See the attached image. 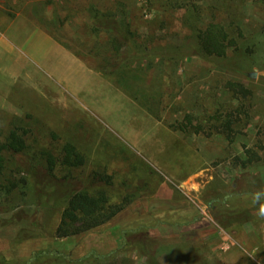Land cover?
I'll return each instance as SVG.
<instances>
[{
  "label": "rangeland",
  "instance_id": "1",
  "mask_svg": "<svg viewBox=\"0 0 264 264\" xmlns=\"http://www.w3.org/2000/svg\"><path fill=\"white\" fill-rule=\"evenodd\" d=\"M18 1L0 3L12 13ZM45 2L54 9L51 31L92 73L63 65L55 73L16 53L0 55V83L13 87L6 101L18 111L0 110V140L16 128L26 142L20 152H3L0 264H149L140 240L152 252L161 247L160 264H264V0ZM90 5L117 10L147 53L125 67V85L97 68L111 44L92 32ZM211 22L236 39L223 56H205L194 37ZM131 51L122 46V56ZM10 56L26 65L14 79ZM228 119L232 140L214 126ZM67 142L84 155L82 165L60 163ZM47 152L56 158L52 171ZM250 152L257 157L244 163ZM78 190H103L122 208L101 225L58 237ZM222 204L240 219L253 216L225 228L213 217Z\"/></svg>",
  "mask_w": 264,
  "mask_h": 264
},
{
  "label": "trees",
  "instance_id": "2",
  "mask_svg": "<svg viewBox=\"0 0 264 264\" xmlns=\"http://www.w3.org/2000/svg\"><path fill=\"white\" fill-rule=\"evenodd\" d=\"M92 16V32L99 33L104 32L107 34V39L109 41L110 53L106 56L101 57V61L104 63H99L97 66L98 70L109 71L114 73L120 78V81H126V74L128 71V65L134 60H142L147 57V53L139 52L136 49L135 34L130 28V24L124 17H117L115 14L117 10L107 9L100 10L97 7H89ZM134 35V38L132 36ZM196 42L198 44L199 50L205 56L216 55L223 56L226 54L228 48L236 45L235 37L231 36L224 25L211 22L204 29L196 30L194 34ZM122 46H131L132 51L122 56ZM138 48V47H137ZM77 52V51H76ZM80 54L79 52H77ZM81 55V54H80ZM116 58L114 62L112 59ZM141 74H136V78H141ZM129 78V76H128ZM216 119V118H215ZM217 121V119L215 120ZM232 120L228 119L219 124L214 125L229 139L232 140ZM195 131H200L202 129L201 125H198ZM26 147V142L22 132L18 129L13 128L9 131L5 141L0 140V175L4 167V151L20 152ZM249 152V151H248ZM49 170H53L56 164V158L51 153H46ZM254 152H250L248 158L244 159L243 162H251L254 159ZM85 162V157L82 153L78 151L76 146L67 142L63 146V155L60 158V163L67 167H76L82 165ZM106 182H110V175L104 174L102 176ZM260 202V201H259ZM260 204H264V199ZM122 206L120 204H113L109 202L108 196L105 191L100 190L96 194H90L87 191L78 190L73 192L67 201L61 213L60 222L56 228V236L58 237H68L76 235L80 232L94 228L102 223L106 222L108 219L113 217L121 210ZM219 209H222L219 211ZM218 210H213V217L217 220L223 227L229 228L236 221H249L251 220L253 213L247 212L245 219H240V211L234 210V208L225 207L222 204V208ZM126 241H124L125 243ZM147 243V242H146ZM141 240L138 241L140 252L148 257L149 264H160L158 261L157 252L161 251V247L155 249L152 252L150 244L148 246ZM41 254V252L34 254L32 260L36 256ZM57 254V252H56ZM57 259L64 261L73 260L65 255H56ZM88 255H84L74 261H84L87 260ZM8 262V261H6ZM30 262V261H28ZM9 264V263H6Z\"/></svg>",
  "mask_w": 264,
  "mask_h": 264
},
{
  "label": "crops",
  "instance_id": "3",
  "mask_svg": "<svg viewBox=\"0 0 264 264\" xmlns=\"http://www.w3.org/2000/svg\"><path fill=\"white\" fill-rule=\"evenodd\" d=\"M45 1L47 0H19L16 3L18 5H14L12 13L6 10V3H0V26H3L0 28V55L16 53L19 58L25 57L26 62L28 60L42 62L46 68L55 73L62 69V65L68 69L78 66L86 71L89 68L90 76L92 68L88 66L85 58L51 31L47 20L55 14L53 7ZM30 25L34 34L26 32L23 36L24 29L28 30ZM13 57L9 58L10 62L13 61L12 72L9 73L10 79L21 74L17 67L23 70L26 66ZM9 84L13 85L14 80L9 81ZM0 85V110H5L4 114L18 113L17 106L15 109L13 103L8 104L6 101L11 98L13 87L9 88L1 83Z\"/></svg>",
  "mask_w": 264,
  "mask_h": 264
},
{
  "label": "clouds",
  "instance_id": "4",
  "mask_svg": "<svg viewBox=\"0 0 264 264\" xmlns=\"http://www.w3.org/2000/svg\"><path fill=\"white\" fill-rule=\"evenodd\" d=\"M257 199H259V194H257ZM260 214L264 215V204L260 205Z\"/></svg>",
  "mask_w": 264,
  "mask_h": 264
},
{
  "label": "water",
  "instance_id": "5",
  "mask_svg": "<svg viewBox=\"0 0 264 264\" xmlns=\"http://www.w3.org/2000/svg\"><path fill=\"white\" fill-rule=\"evenodd\" d=\"M250 75H251V76H255V75H256V73H250Z\"/></svg>",
  "mask_w": 264,
  "mask_h": 264
}]
</instances>
